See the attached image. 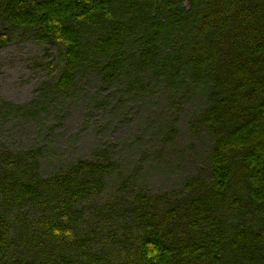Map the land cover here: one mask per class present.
Returning a JSON list of instances; mask_svg holds the SVG:
<instances>
[{
    "label": "trees",
    "instance_id": "trees-1",
    "mask_svg": "<svg viewBox=\"0 0 264 264\" xmlns=\"http://www.w3.org/2000/svg\"><path fill=\"white\" fill-rule=\"evenodd\" d=\"M14 32L61 69L16 114L40 125L92 76L102 100H196L184 126L205 148L157 194L107 146L47 166L38 145L0 152V264H264V0H0V48ZM23 209L25 230L11 218Z\"/></svg>",
    "mask_w": 264,
    "mask_h": 264
},
{
    "label": "rangeland",
    "instance_id": "rangeland-1",
    "mask_svg": "<svg viewBox=\"0 0 264 264\" xmlns=\"http://www.w3.org/2000/svg\"><path fill=\"white\" fill-rule=\"evenodd\" d=\"M48 47L55 57L54 46ZM45 60V46L22 33L14 32L11 43L0 48V103H9L14 111L0 113V152L38 145L45 148L43 163L47 166L55 152L68 162L88 156L97 146H107L118 152L125 165L133 167L136 183L151 194L177 190L185 177L195 173L205 142L193 135L184 121L194 111L196 100L173 104L160 91L141 96L121 90L126 100L121 102L114 89L102 100L97 78L87 76L71 93L58 99V116L43 112L46 121L39 125L16 114V106L24 107L34 100L41 81L60 73L56 65L49 70ZM173 124L179 130L168 139L165 129ZM11 218L15 227L25 230L24 225L29 226L36 215L23 209Z\"/></svg>",
    "mask_w": 264,
    "mask_h": 264
}]
</instances>
